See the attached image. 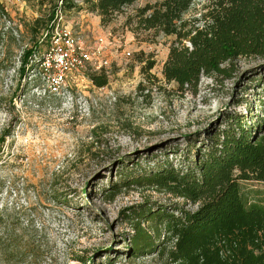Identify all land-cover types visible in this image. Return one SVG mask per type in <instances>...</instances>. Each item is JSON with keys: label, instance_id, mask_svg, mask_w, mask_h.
Here are the masks:
<instances>
[{"label": "rangeland", "instance_id": "374dc122", "mask_svg": "<svg viewBox=\"0 0 264 264\" xmlns=\"http://www.w3.org/2000/svg\"><path fill=\"white\" fill-rule=\"evenodd\" d=\"M39 1L0 0V236L10 226L21 247L35 250L8 262L0 246V264H167L173 242L164 235L152 252L133 258L136 221L122 211L196 206L156 188L124 187V177L189 168L230 115L264 123V57L239 60L231 76H203L197 93H182L163 75L176 38L126 26L154 0L125 8L106 27L80 0L82 9L65 14L61 26L89 50L103 39L108 65L97 71L89 64L51 93L41 70L48 8ZM207 2L195 0L184 19H201ZM93 74L106 76L107 86H95ZM239 184L248 204L264 205V182Z\"/></svg>", "mask_w": 264, "mask_h": 264}, {"label": "trees", "instance_id": "16d2710c", "mask_svg": "<svg viewBox=\"0 0 264 264\" xmlns=\"http://www.w3.org/2000/svg\"><path fill=\"white\" fill-rule=\"evenodd\" d=\"M79 1H39L48 8L42 41L49 44L50 35L62 25L61 16L82 9ZM138 1L84 0V3L106 27ZM207 1L201 19L194 21L185 20L184 16L195 0H154L138 9L126 23L135 27V34L154 31L176 38L163 75L167 83H175L182 93H197L203 76H231L239 60L264 57V0ZM33 53L34 50L27 51L24 59ZM154 66L151 62L145 70L148 72ZM90 78L98 88L108 84L104 75L93 74ZM227 122V127L212 137L206 152L189 168L163 166L142 176L124 177V187L156 188L183 199L186 205L196 206L195 210L180 205L171 209L138 206L124 209L126 220L136 221L131 239L133 258L152 252L156 240L164 235L173 242V247L165 252L167 264H264V205L248 204L239 184L248 180L264 182V123L248 125L246 117L240 114L230 115ZM120 189L119 184L113 186L110 197ZM1 218L2 215L0 223ZM143 222L148 224L146 229ZM18 234L10 226L1 233L0 246L8 262L34 255L30 245L21 247L22 237Z\"/></svg>", "mask_w": 264, "mask_h": 264}, {"label": "built area", "instance_id": "2783aa9c", "mask_svg": "<svg viewBox=\"0 0 264 264\" xmlns=\"http://www.w3.org/2000/svg\"><path fill=\"white\" fill-rule=\"evenodd\" d=\"M107 47L106 42L100 39L99 46L89 50L71 28L57 27L50 35L49 47L41 59V70L49 92H60L69 75L82 71L89 64L97 71L105 69L108 61L103 53Z\"/></svg>", "mask_w": 264, "mask_h": 264}]
</instances>
